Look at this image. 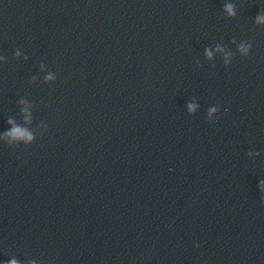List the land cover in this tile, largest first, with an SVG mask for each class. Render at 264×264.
Instances as JSON below:
<instances>
[{
  "label": "water",
  "instance_id": "obj_1",
  "mask_svg": "<svg viewBox=\"0 0 264 264\" xmlns=\"http://www.w3.org/2000/svg\"><path fill=\"white\" fill-rule=\"evenodd\" d=\"M263 70L264 0H0V176L134 134Z\"/></svg>",
  "mask_w": 264,
  "mask_h": 264
},
{
  "label": "clouds",
  "instance_id": "obj_2",
  "mask_svg": "<svg viewBox=\"0 0 264 264\" xmlns=\"http://www.w3.org/2000/svg\"><path fill=\"white\" fill-rule=\"evenodd\" d=\"M229 14L231 13V7L229 6L228 8ZM11 123V121H9ZM8 135L14 137V138H27V139H31V136L24 130L18 128V127H14L13 130L8 133ZM12 264H15V261L12 262Z\"/></svg>",
  "mask_w": 264,
  "mask_h": 264
}]
</instances>
